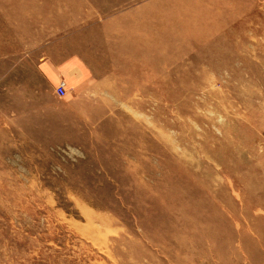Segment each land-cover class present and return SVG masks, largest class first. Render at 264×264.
<instances>
[{
  "label": "rangeland",
  "instance_id": "obj_1",
  "mask_svg": "<svg viewBox=\"0 0 264 264\" xmlns=\"http://www.w3.org/2000/svg\"><path fill=\"white\" fill-rule=\"evenodd\" d=\"M0 264H264V0H0Z\"/></svg>",
  "mask_w": 264,
  "mask_h": 264
},
{
  "label": "built area",
  "instance_id": "obj_2",
  "mask_svg": "<svg viewBox=\"0 0 264 264\" xmlns=\"http://www.w3.org/2000/svg\"><path fill=\"white\" fill-rule=\"evenodd\" d=\"M56 91L59 96H64L66 93L65 85L63 82L59 83L56 87Z\"/></svg>",
  "mask_w": 264,
  "mask_h": 264
}]
</instances>
